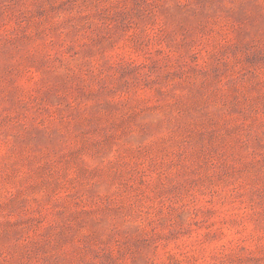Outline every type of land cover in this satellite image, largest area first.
Listing matches in <instances>:
<instances>
[{
	"label": "rangeland",
	"instance_id": "obj_1",
	"mask_svg": "<svg viewBox=\"0 0 264 264\" xmlns=\"http://www.w3.org/2000/svg\"><path fill=\"white\" fill-rule=\"evenodd\" d=\"M0 264H264V0H0Z\"/></svg>",
	"mask_w": 264,
	"mask_h": 264
}]
</instances>
